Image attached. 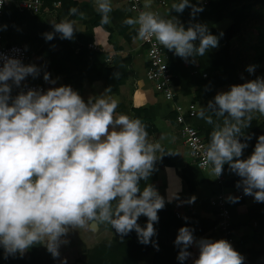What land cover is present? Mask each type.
I'll use <instances>...</instances> for the list:
<instances>
[{"label":"clouds","instance_id":"clouds-1","mask_svg":"<svg viewBox=\"0 0 264 264\" xmlns=\"http://www.w3.org/2000/svg\"><path fill=\"white\" fill-rule=\"evenodd\" d=\"M3 3L0 0V6ZM94 7L101 23H110L112 0H94ZM144 7L150 8L151 0ZM186 7L192 8L193 16L203 10L190 0H179L171 9L182 13ZM79 15L83 19L85 14ZM51 23L54 32L44 34L49 41L54 33L72 40L78 30L72 21ZM122 23L134 27L138 38L154 37L186 61L218 46V37L207 25L194 23L185 29L175 17L153 11H141ZM0 60V246L5 254L23 255L31 246L43 244L56 258L60 245L68 243L64 237L70 230L101 224L121 237L134 230L140 243L152 242L153 223L158 222L165 201L151 184L141 188L140 181L148 180L164 149L149 140L146 125L138 118L117 115V100L98 96L86 103L67 85L46 91L29 88L13 98L12 84L19 86L28 75L37 76L39 68L2 54ZM247 71L252 73L254 66ZM43 78L55 83L47 72ZM206 109L224 119L203 149L204 165L219 177L228 164L240 177L236 186L264 202V135L244 159L248 145L238 139L250 126L253 113L264 115V78L230 86L217 93ZM201 116L213 123L204 111ZM228 199L235 202L239 197ZM187 202L194 203L195 196ZM141 215L147 217L144 227L138 223ZM174 243L181 262L191 255L187 249L193 243L199 248L193 264H243L245 259L225 239L196 240L189 227L179 228Z\"/></svg>","mask_w":264,"mask_h":264},{"label":"crops","instance_id":"crops-1","mask_svg":"<svg viewBox=\"0 0 264 264\" xmlns=\"http://www.w3.org/2000/svg\"><path fill=\"white\" fill-rule=\"evenodd\" d=\"M54 2L59 5L54 6ZM42 3L40 12L30 13L17 8L10 2L5 7L3 40L24 46L33 59L34 55L39 53V60L43 62L45 69L33 77V81L43 84L47 90L67 85L76 91L86 103L89 99L95 100L98 96L115 99L118 101L117 115L126 114L129 117L138 118L146 125L149 140L159 142L164 153L156 161L148 180H141L140 186L143 188L147 183L155 187L160 196L164 198L165 205L162 210H158V222L153 223L156 234L151 237L152 242L148 244L140 243L134 230L121 237L109 225H93L70 230L64 237L68 243L60 245L59 256L56 258H53L43 244H37L31 246L23 255L19 253L6 255L2 248L0 264H84L89 252L95 248L101 247L100 249L105 250L112 243L125 244L124 248H126L128 247L126 243L129 242H133V246L129 247H133L135 251L140 248L137 245H147L149 248L145 258L138 260L137 264H152L153 255L157 249L154 244L158 245L159 235L163 234V229L168 228L170 238L168 243L171 244L172 250H178L179 247L174 243L175 238L179 228L183 227L181 224L189 218H195L193 220L201 225L198 228L192 223H187L186 227L192 229L196 240L200 238L222 239L216 228L217 207L211 204V198L214 195L222 192L227 197L243 198V204L246 207L256 206L260 202L255 201L251 195H245L242 187L236 186L240 177L230 171L228 164L223 165V180L219 182L212 168H200L193 161L179 132L176 115L179 110H184L188 103L195 104V114L187 116L186 120L199 129L209 131V138L217 125L223 126L224 118H217L206 111L203 98L195 99L198 88L195 83L190 82L187 93H183L179 86H175L176 98L168 100L162 96L156 84L146 78L145 72L148 65L146 46L137 37L134 27L122 23L127 17L137 16L126 0H112L113 11L109 13L110 23L108 24L101 23L100 14L95 11L94 0H42ZM175 3H179V0H151V7L145 8V11L159 13L165 18L178 16L181 24L180 14L171 9ZM75 8H78V13L70 19L69 15L72 13L70 10ZM79 13L85 14L83 19ZM64 20L76 24L78 30L74 38L72 40L61 39L58 33H54L52 40H46L44 34L54 32L51 22L58 23ZM231 22V19L225 17L214 23L212 27L223 31ZM247 24L251 25L250 18ZM247 32L242 31L230 40L232 62L238 65L236 74L241 76L242 83L257 77L263 78L261 65L264 62L259 64L252 62L254 57L252 45L256 41V35L249 40ZM240 37H244V40H240L241 43L236 41V39H242ZM90 44L93 47H89ZM198 59L190 57L188 60L197 63ZM175 62H177V55L170 59V63ZM249 65L254 66L252 73H249L247 69L241 70ZM45 72L49 73L50 80L55 83L44 80ZM200 72L201 76L206 78L212 74L221 73L222 67L218 65L216 68L202 69ZM185 73L184 70L181 72L183 83L184 80L185 83L190 80L185 78ZM203 73L206 76H203ZM173 75L174 79L177 78V74L173 73ZM229 85L226 83L219 85L214 93L227 91ZM18 93L11 88L13 98ZM202 111L206 116H212V124L202 118ZM252 120L264 121V115L253 113ZM241 137L247 139L248 145L243 150L241 159H244L252 153L254 148L251 147V139L246 134ZM173 193H177L179 198L173 196ZM192 196H195V202L188 203V199ZM230 202L234 203L228 199V203ZM243 220L244 222L236 228V237L246 244L249 252V249L259 247L253 239L256 221L246 218ZM146 222L147 217L141 215L138 218L141 227H144ZM212 222L215 224L209 229L199 230L209 226L208 224ZM187 250L191 253L187 258V264H193L199 256V248L193 243Z\"/></svg>","mask_w":264,"mask_h":264},{"label":"trees","instance_id":"trees-1","mask_svg":"<svg viewBox=\"0 0 264 264\" xmlns=\"http://www.w3.org/2000/svg\"><path fill=\"white\" fill-rule=\"evenodd\" d=\"M253 3H260V5H262L264 4V0H206L205 2L190 0V4L197 5L203 10L197 12L193 16L190 15L192 8L186 7L182 13H179L180 22L183 26L188 28L190 24H204L207 25L208 31L211 34L218 37V46L207 50L204 56H196L199 58L197 63L190 60L186 61L179 56H177V62L170 63L171 71L177 74V78L174 79V85L179 86L183 93H187L190 82L195 83L198 86L195 99L203 98L205 102L204 109L206 111H208L206 107L208 106L209 101L214 99V96L216 95L214 91L219 85L225 83L227 85L230 84L227 89L228 91L230 86L234 84H242L241 76H237L236 74L238 65L232 62L233 56L230 40L240 34L242 30L247 27L246 25L251 10L253 9ZM75 9L78 10V8ZM77 13H71L69 18H74ZM5 17L6 9L3 12V20ZM225 17L232 21L225 30L219 31L212 27L214 23ZM195 44L198 45L199 41H195ZM252 49L254 51L252 62L254 64L264 62V22L260 28H257L256 41L253 43ZM34 60L36 61V66L39 68V72L45 69L43 62L39 60V53L34 55ZM218 65L222 67L221 73L216 75L212 74V76L206 78L201 76L200 71L202 69H212L216 68ZM183 70L186 72L185 78L190 79L189 81L187 80L186 83L185 80L184 83L181 81V75L183 76L181 72ZM211 114L214 115L213 113ZM199 130L203 134L207 143H209V131L206 129ZM242 133L246 134L251 139V147L254 148L257 142V137L264 135V121L251 120L250 126L242 129ZM242 135H240L238 139L247 143V139L242 138ZM227 206L231 213L232 227L235 229L244 222L243 218H246L247 220L255 219L256 223L253 230V239L259 244V247L256 249H249L248 261L252 264H264V202H260L256 206L246 207L243 204V198H239L238 201H235L234 203L230 202ZM235 211L238 213H234ZM193 219L195 218H189L181 225L186 227L189 222L188 224L192 223L194 227L200 228L201 225L197 224ZM214 224L215 222L209 223V226L205 228L202 227L199 230L205 231ZM163 230V234L159 235L158 248L153 255L152 264H187V259L183 262L177 259L180 249L172 250L171 244L168 243L170 241L168 228L166 227ZM135 240L137 239L135 238ZM124 245L125 244L112 243L108 248H105V250L100 249L101 247L95 248L89 252L88 258L84 264H137V261L144 259L149 252L147 245H137V247H140L137 251H135L133 247H129L133 246V242L126 243V246H128L126 248H124ZM122 254L124 256L123 258Z\"/></svg>","mask_w":264,"mask_h":264},{"label":"built area","instance_id":"built-area-1","mask_svg":"<svg viewBox=\"0 0 264 264\" xmlns=\"http://www.w3.org/2000/svg\"><path fill=\"white\" fill-rule=\"evenodd\" d=\"M12 2L17 8L26 10L30 13H38L42 8V0H4L2 6H0V54L4 57H12L18 59L22 64L29 65L34 64L33 56L28 50L20 45L14 43H7L3 40L2 28H3V12L4 8ZM130 9L137 15L141 11H145V0H126ZM59 3L54 2V6H58ZM175 17L179 22L178 16ZM171 18V17H169ZM146 46L148 65L146 67V78L156 84L157 89L162 96L168 100H175L176 89L174 85V75L170 68V59L175 57L176 54L173 50H168L155 40V38L140 39ZM89 47H93L92 44ZM2 63V60H0ZM206 76L205 73L202 74ZM31 75H28L19 86L12 84V88L16 91L26 92L29 88L38 89L40 91H46L47 88L40 83L32 81ZM11 103V100L9 101ZM196 112V106L193 103H188L184 110H179L176 115V121L179 124V132L189 150L190 156L195 163L203 169L211 168V166H205L203 162V149L207 146L205 138L200 133L199 129L192 123L186 120L187 116H192ZM218 181L223 180V172L217 177ZM211 204L217 207V223L216 228L222 239L227 240L232 247L238 251L245 259L243 264H252L248 261L249 252L246 249V244L236 237V229L232 227L231 213L228 209V197L222 192L214 195L211 198ZM255 224V223H254ZM3 248L0 246V249Z\"/></svg>","mask_w":264,"mask_h":264},{"label":"rangeland","instance_id":"rangeland-1","mask_svg":"<svg viewBox=\"0 0 264 264\" xmlns=\"http://www.w3.org/2000/svg\"><path fill=\"white\" fill-rule=\"evenodd\" d=\"M199 1L200 2H205L206 0H199ZM249 18H250V24L253 27L251 25L247 24L246 25L247 27L244 28L242 31H245V32L248 31L246 34H248V38L250 40V38H254L255 37L257 28L258 27L260 28L262 23L264 22V4L260 5V3H253V9L251 10ZM240 38H242V39H236V41L237 42L239 41L241 43L240 40H244V37H240ZM261 66H262L261 70L263 72L262 77L264 78V63ZM244 69H247V68L246 67L241 68V70H244Z\"/></svg>","mask_w":264,"mask_h":264}]
</instances>
